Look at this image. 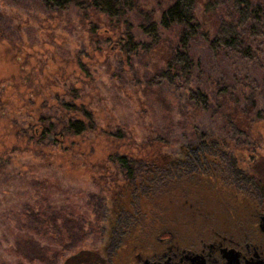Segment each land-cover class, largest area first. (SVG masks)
Listing matches in <instances>:
<instances>
[{
	"label": "rangeland",
	"instance_id": "374dc122",
	"mask_svg": "<svg viewBox=\"0 0 264 264\" xmlns=\"http://www.w3.org/2000/svg\"><path fill=\"white\" fill-rule=\"evenodd\" d=\"M251 1L264 9V0ZM171 2L138 0V6L158 19ZM196 12L207 23V13L200 5ZM138 14L136 10L130 13L132 32L147 43L146 35L136 29L141 22ZM89 25L74 8L58 13L44 10L37 0H0V27L4 31L0 40V86L5 87L4 93L15 94V105H23L19 114L8 117L17 118L21 126L26 123L25 117L36 118L39 113L54 119L58 116L54 105L61 98L67 100L62 97L63 90L76 87L90 93L97 127L76 138L75 151H69L68 158L44 159L34 150L25 149L28 142L24 130L15 135L7 116L0 119V264H75L78 258L81 264H110L99 251L101 212L96 197L101 195L104 181L102 176L92 181L93 167L113 171L114 153L124 155L130 150L140 156L142 145L132 142L128 146L129 138L139 143L151 135L159 138L163 151L174 153L179 145L195 141L194 135L233 137L230 124L244 110L249 115L248 133L234 135L228 157L253 177L254 191L250 195L264 211V120L256 115L264 110V49L253 59L216 57L196 38L190 48L195 63L192 85L209 98L208 107L199 112L186 101L182 83L164 86L166 93L161 91L156 56L144 51L123 54L119 43L124 40L119 39V33H103L107 28L98 24L97 34L91 36ZM162 34L168 46L176 45L173 31ZM17 84L21 86L18 90L12 87ZM5 108L7 113L9 107ZM105 129L111 131L110 135ZM118 130L128 134V139L118 140ZM50 154L45 150L44 155ZM74 158H79L77 164ZM110 171L104 179L112 188L121 183ZM164 186L163 191L169 189L167 183ZM191 188L194 193L181 199L164 197L161 190L155 192L154 200L161 194L160 205L167 210L166 214L151 210L150 216L167 215L172 226H178L176 222L183 219L184 212L197 206L223 217L213 186ZM234 190L241 191L236 185ZM70 217L80 220L85 230L74 244L69 237L71 225H63ZM30 250L36 252L35 257Z\"/></svg>",
	"mask_w": 264,
	"mask_h": 264
},
{
	"label": "trees",
	"instance_id": "16d2710c",
	"mask_svg": "<svg viewBox=\"0 0 264 264\" xmlns=\"http://www.w3.org/2000/svg\"><path fill=\"white\" fill-rule=\"evenodd\" d=\"M37 1L46 11L61 13L69 8L76 9L82 20L90 24L88 31L91 36L97 34L98 24L107 28L103 33L108 30L116 31L119 33V39L124 40L123 43H119V51L123 54L144 51L150 56H156L158 59L156 73L161 91L166 93L164 86H179L182 83L180 86H184L186 90V101L199 112L208 107L209 98L206 92L192 85L195 63L190 56V48L196 38L205 43L207 50L216 57L253 59L264 49V9L251 0H172L160 12L158 19L153 12L140 8L138 0ZM198 5L203 8L205 14L207 13V23L198 17L196 12ZM135 10L141 19L136 29L142 35H146L147 43L139 40L136 32H132L130 13ZM162 31L175 33L174 47L166 44ZM3 35L4 31L0 27V40L4 38ZM18 85L12 87L18 90L21 87ZM4 90L5 87L0 86V119L4 115L7 116L11 131L15 135L19 134L20 129L24 130L23 134L28 142L25 149L34 150L44 159L68 158L69 154L75 151L73 146L76 144V138L97 128L94 122L96 113L88 96L90 93L83 92L84 89L69 87L63 90L62 97L67 100L61 98V102L54 105L58 115L56 118L50 119L39 113L36 118L25 117L26 123L23 126L18 124L17 118L8 117L19 114L23 105H15L16 98H12L15 94L4 93ZM5 107H9L7 113ZM247 114L248 110L241 111V116L231 122L230 131L233 137L194 135L195 141L179 145L174 153L163 151L159 138H153L151 135L139 143L129 138L131 142H126L128 146H132V142L135 146L142 145L139 146L140 156L134 155L130 150L124 155L114 153L113 171L109 168L100 171V168L96 169L92 166V181L97 182L100 176L104 181L101 195L96 197V204L101 212L98 216L99 251L103 252L102 257L108 263L113 259L115 262L119 253L123 249L126 250L129 229L140 225L138 224L140 212L150 213L154 209L159 212L167 210L160 205L161 194H158L156 201L154 200V196H157L156 193L160 190L164 197L178 196L181 199L193 192L191 187L202 184L213 186V190L218 195L224 193L227 199L233 202L235 201L233 193L239 194L234 190L236 185L251 197L250 193L254 191L253 177L244 173L228 157L230 149L234 147L231 144L234 142V135L248 133L246 126L249 115ZM243 115L245 117H242ZM256 115L264 120V110L256 112ZM105 132L109 135L111 133L108 129H105ZM117 133H119L118 140L128 139V136L126 137L128 134L122 130H118ZM14 149L17 150L18 147ZM45 150L51 154L44 155ZM74 159L73 163L77 164L79 158ZM108 170L121 184H115L111 188L109 181L104 179L108 178L106 174ZM99 172H102L101 175H98ZM172 180L175 183L170 185ZM166 183L169 189L163 191ZM155 204L157 207L154 206ZM65 223L71 225L69 237L74 244L78 241H75V238L85 233L83 223L71 217L64 221V226ZM30 252L32 257H35L36 252L33 250ZM78 259H74L75 264L82 263ZM67 263L71 264L68 261Z\"/></svg>",
	"mask_w": 264,
	"mask_h": 264
},
{
	"label": "flooded vegetation",
	"instance_id": "af4514ba",
	"mask_svg": "<svg viewBox=\"0 0 264 264\" xmlns=\"http://www.w3.org/2000/svg\"><path fill=\"white\" fill-rule=\"evenodd\" d=\"M240 190L233 202L213 192L223 217L196 206L172 226L167 215L153 220L152 212H140V225L129 229L127 252L110 264H264V211Z\"/></svg>",
	"mask_w": 264,
	"mask_h": 264
},
{
	"label": "water",
	"instance_id": "95a60500",
	"mask_svg": "<svg viewBox=\"0 0 264 264\" xmlns=\"http://www.w3.org/2000/svg\"><path fill=\"white\" fill-rule=\"evenodd\" d=\"M262 220H264V216L262 217ZM228 264H236L234 261L229 260Z\"/></svg>",
	"mask_w": 264,
	"mask_h": 264
}]
</instances>
